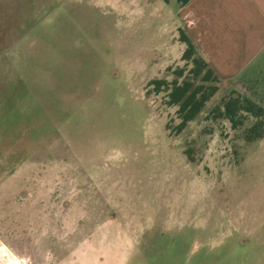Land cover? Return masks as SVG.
I'll return each mask as SVG.
<instances>
[{"label":"rangeland","instance_id":"obj_1","mask_svg":"<svg viewBox=\"0 0 264 264\" xmlns=\"http://www.w3.org/2000/svg\"><path fill=\"white\" fill-rule=\"evenodd\" d=\"M26 2L0 0V264H264V137L212 110L231 89L179 131L162 17Z\"/></svg>","mask_w":264,"mask_h":264},{"label":"crops","instance_id":"obj_2","mask_svg":"<svg viewBox=\"0 0 264 264\" xmlns=\"http://www.w3.org/2000/svg\"><path fill=\"white\" fill-rule=\"evenodd\" d=\"M34 1V0H33ZM32 0L27 6L34 7ZM133 21L162 17L158 49L182 54L185 31L220 77V85L264 106V0H94ZM15 5V3H14ZM124 13V14H123ZM172 25L173 32L171 33Z\"/></svg>","mask_w":264,"mask_h":264},{"label":"trees","instance_id":"obj_3","mask_svg":"<svg viewBox=\"0 0 264 264\" xmlns=\"http://www.w3.org/2000/svg\"><path fill=\"white\" fill-rule=\"evenodd\" d=\"M179 37L185 43L181 54L184 65L173 71L171 80L154 78L151 82L157 89L163 85L167 90L168 103L177 105L179 121L176 128L180 131L205 108L207 101L221 87V79L192 38L183 30ZM212 110L218 116L228 118L234 128L241 129L245 141L264 137V106L246 93L231 89L222 98V103Z\"/></svg>","mask_w":264,"mask_h":264}]
</instances>
